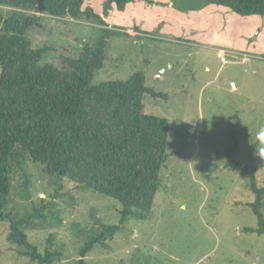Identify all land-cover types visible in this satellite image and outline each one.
Here are the masks:
<instances>
[{
  "label": "rangeland",
  "instance_id": "374dc122",
  "mask_svg": "<svg viewBox=\"0 0 264 264\" xmlns=\"http://www.w3.org/2000/svg\"><path fill=\"white\" fill-rule=\"evenodd\" d=\"M151 1L107 7L105 27L114 33L91 83L142 72L143 112L168 123L152 211L121 222L119 202L26 161L9 178L0 264H37L7 241L10 220L36 210L22 230L40 253L59 254L52 264H74L101 226L118 230L85 255L88 264H264V235L245 231L257 227L247 206L252 176L264 186V16L241 17L203 0ZM104 2L86 0L83 8L102 15ZM41 18L42 28L28 33L33 48H49L41 64L62 67L102 34L91 21ZM228 157L240 169L227 166Z\"/></svg>",
  "mask_w": 264,
  "mask_h": 264
},
{
  "label": "trees",
  "instance_id": "16d2710c",
  "mask_svg": "<svg viewBox=\"0 0 264 264\" xmlns=\"http://www.w3.org/2000/svg\"><path fill=\"white\" fill-rule=\"evenodd\" d=\"M151 0H105L102 15L83 8L86 0H0V222L10 195L9 178L26 161L58 181L66 179L121 204V222L137 212L152 211L167 159L168 123L143 112L142 98L148 92L142 72L125 81L93 85L92 79L106 59L107 38L114 31L105 27L104 15L113 4L124 11L129 4ZM224 7L241 17L264 16V0H203ZM10 12L4 14V9ZM87 20L101 27V37L83 44L62 67L41 60L48 46L33 48L28 33L42 28L41 17ZM227 166L240 169L228 157ZM254 200L248 203L256 217V229L264 235V186L252 176ZM39 210L18 221L10 220L7 241L23 248L31 263L52 264L59 254L40 253L22 227ZM118 226L99 231L80 249L74 264H88L85 255L96 245L112 239Z\"/></svg>",
  "mask_w": 264,
  "mask_h": 264
},
{
  "label": "built area",
  "instance_id": "2783aa9c",
  "mask_svg": "<svg viewBox=\"0 0 264 264\" xmlns=\"http://www.w3.org/2000/svg\"><path fill=\"white\" fill-rule=\"evenodd\" d=\"M217 57L220 58V60L222 62H226V59H225V51L223 50H218L217 53H216Z\"/></svg>",
  "mask_w": 264,
  "mask_h": 264
},
{
  "label": "water",
  "instance_id": "95a60500",
  "mask_svg": "<svg viewBox=\"0 0 264 264\" xmlns=\"http://www.w3.org/2000/svg\"><path fill=\"white\" fill-rule=\"evenodd\" d=\"M38 9H39V11H43L44 10L43 0H38Z\"/></svg>",
  "mask_w": 264,
  "mask_h": 264
},
{
  "label": "crops",
  "instance_id": "0c3cea01",
  "mask_svg": "<svg viewBox=\"0 0 264 264\" xmlns=\"http://www.w3.org/2000/svg\"><path fill=\"white\" fill-rule=\"evenodd\" d=\"M139 2H143V1H138V2H137V3H135V4H129V5H127V6H130V5H137ZM127 6H126V7H127ZM126 7H125V8H126ZM124 10H125V9H124ZM134 33H135V32H134ZM136 34L140 35V34H141V32H139V31H136ZM218 50H221V48H218V49H217V51H218Z\"/></svg>",
  "mask_w": 264,
  "mask_h": 264
}]
</instances>
